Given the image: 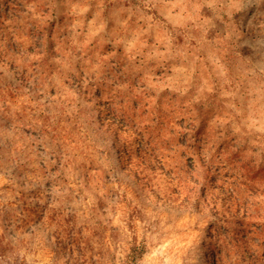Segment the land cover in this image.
<instances>
[{"label":"clouds","instance_id":"1","mask_svg":"<svg viewBox=\"0 0 264 264\" xmlns=\"http://www.w3.org/2000/svg\"><path fill=\"white\" fill-rule=\"evenodd\" d=\"M0 264H264V0H0Z\"/></svg>","mask_w":264,"mask_h":264}]
</instances>
